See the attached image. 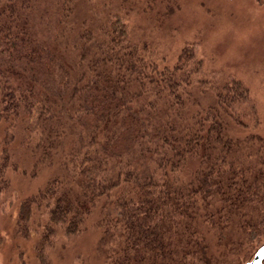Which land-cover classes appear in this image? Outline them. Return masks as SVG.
I'll return each mask as SVG.
<instances>
[{
  "label": "trees",
  "instance_id": "1",
  "mask_svg": "<svg viewBox=\"0 0 264 264\" xmlns=\"http://www.w3.org/2000/svg\"><path fill=\"white\" fill-rule=\"evenodd\" d=\"M73 2L0 3V191L20 128L33 174L60 167L22 201L19 231L46 210L45 264L58 230L81 232L99 206L104 264H235L264 239V136L229 133L248 89L212 84L214 101L192 109L202 69L193 46L160 67L119 17L76 30Z\"/></svg>",
  "mask_w": 264,
  "mask_h": 264
},
{
  "label": "rangeland",
  "instance_id": "2",
  "mask_svg": "<svg viewBox=\"0 0 264 264\" xmlns=\"http://www.w3.org/2000/svg\"><path fill=\"white\" fill-rule=\"evenodd\" d=\"M50 1L36 0V5L44 7ZM73 5L70 18L76 30L100 27L119 17L128 25L131 41L146 44V58L160 67L173 66L182 49L193 46L202 69L193 78L195 102L190 103L191 108H197L196 99L204 105L214 101L212 84L236 78L248 89L249 98L234 108L240 124L227 117L229 133L264 136V0H74ZM6 127L0 122V153ZM22 132L21 128L15 131L16 137L8 144L16 169L10 164L9 186L0 191V264H42L40 230L46 210L38 214L27 235L19 231L18 212L26 197L60 173L58 165H47L33 174L36 156L23 141ZM100 212L96 206L77 234L58 230L44 246L45 264H104L105 253L99 246L103 231L98 224ZM263 243L264 239L247 247L235 264L251 259Z\"/></svg>",
  "mask_w": 264,
  "mask_h": 264
},
{
  "label": "water",
  "instance_id": "3",
  "mask_svg": "<svg viewBox=\"0 0 264 264\" xmlns=\"http://www.w3.org/2000/svg\"><path fill=\"white\" fill-rule=\"evenodd\" d=\"M264 263V243L261 244L251 259L244 262V264H263Z\"/></svg>",
  "mask_w": 264,
  "mask_h": 264
}]
</instances>
